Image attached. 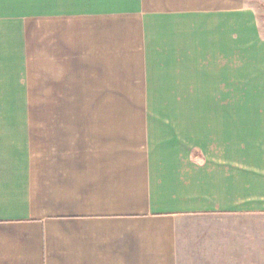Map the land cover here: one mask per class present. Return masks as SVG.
Masks as SVG:
<instances>
[{
  "label": "crops",
  "instance_id": "crops-1",
  "mask_svg": "<svg viewBox=\"0 0 264 264\" xmlns=\"http://www.w3.org/2000/svg\"><path fill=\"white\" fill-rule=\"evenodd\" d=\"M257 3L0 0V264H264Z\"/></svg>",
  "mask_w": 264,
  "mask_h": 264
},
{
  "label": "rangeland",
  "instance_id": "rangeland-1",
  "mask_svg": "<svg viewBox=\"0 0 264 264\" xmlns=\"http://www.w3.org/2000/svg\"><path fill=\"white\" fill-rule=\"evenodd\" d=\"M256 8L259 10L260 25L264 29V4L257 3ZM10 67H12L10 61L7 63L0 61V116H54L57 111L54 108H29L30 105L44 104L45 101L40 102L39 94L33 93L37 86L29 85L28 78L11 75ZM29 90L32 92L29 93ZM247 95L239 93V100L245 99ZM262 224V221H256L257 226L262 227ZM260 257L262 258V255Z\"/></svg>",
  "mask_w": 264,
  "mask_h": 264
}]
</instances>
